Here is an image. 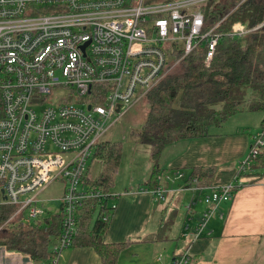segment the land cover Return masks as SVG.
<instances>
[{"label":"built area","instance_id":"built-area-1","mask_svg":"<svg viewBox=\"0 0 264 264\" xmlns=\"http://www.w3.org/2000/svg\"><path fill=\"white\" fill-rule=\"evenodd\" d=\"M210 1L0 0V207L13 208L0 230L47 217L39 196L63 180L61 233L51 246V264H59L76 234L78 209L99 196L80 187L103 135L201 43L210 64L219 23L203 32L199 11ZM256 30H264V21L253 28L236 23L229 36L243 40ZM262 153L264 130L253 135L242 170L249 172ZM235 186L210 189L192 240L208 235V222L232 200ZM189 263L187 252L172 262Z\"/></svg>","mask_w":264,"mask_h":264},{"label":"trees","instance_id":"trees-1","mask_svg":"<svg viewBox=\"0 0 264 264\" xmlns=\"http://www.w3.org/2000/svg\"><path fill=\"white\" fill-rule=\"evenodd\" d=\"M171 1L175 0H144V3L151 5ZM199 11L204 19L203 32L219 23L214 32L220 37L210 64H204L207 44L203 43L181 59L176 71L166 75L145 97L148 103L146 118L140 128L134 130L132 137L134 143L152 148L153 165L143 184L147 193L163 201L169 194L186 191L193 193L200 196L198 202L205 207L204 213L207 206L204 205L203 198L210 193V189L215 188L211 186L215 171L210 167H196L188 175L181 170L163 172L158 159L167 145L181 140L205 139L211 135L210 128H220L241 113L264 115V30H256L246 35L243 40L229 36L231 27L236 23L253 28L264 21V0H215L202 5ZM181 55V51H178L175 58ZM259 126V131L264 130V116ZM120 157L121 146L100 141L93 158L104 166L109 163L118 165ZM243 162L244 160L240 162L234 175L233 180L236 182H230L236 184L234 194L246 184L238 186L239 180L261 176L264 170V153L258 156L249 172L242 170ZM175 172L183 174L182 178L172 181L173 184L182 181L181 189L170 190L168 183H165V187L164 182H158L159 175H172ZM88 173L87 169L86 174ZM86 174L83 183L87 182ZM112 187L109 178L104 176L88 182L87 189L99 193V196L85 200L78 209L76 234L68 248L92 247L102 264H118L119 250L129 243L109 244L105 241V234L116 207L111 208V202L116 203L120 198V194L111 192ZM159 187L165 190L163 198L152 194ZM140 189L143 187L137 190ZM195 202L191 199L188 207L186 206L188 213L193 211ZM221 204L213 217L217 215ZM12 211V207H0V226ZM186 227L189 229L185 230L190 232L191 227ZM60 233L61 209L54 217H45L35 223L23 224L14 221L8 224L0 230V249L25 256V262L31 264H51L54 258L51 246L55 244ZM193 241L189 240L186 248Z\"/></svg>","mask_w":264,"mask_h":264},{"label":"crops","instance_id":"crops-1","mask_svg":"<svg viewBox=\"0 0 264 264\" xmlns=\"http://www.w3.org/2000/svg\"><path fill=\"white\" fill-rule=\"evenodd\" d=\"M201 139L181 140L189 143ZM242 160L249 149L251 141L242 138ZM177 142V143H178ZM175 144V143H173ZM171 145V144H170ZM208 149L192 150L194 156L207 152ZM183 155L176 159L167 158L165 166L160 165L163 172L179 170V168L204 167V161L198 165H190L183 160ZM195 166V167H193ZM230 170H234L232 167ZM217 174L213 178L212 187L229 184L234 173ZM251 173V172H250ZM264 170L261 176L247 178L246 184L238 189L230 203L221 204L217 215L207 224L208 235L193 241L186 226L193 228L196 220L205 210L200 204L199 211H186L183 207V219H178V202L169 194L165 200H158L145 187L139 191L120 194L116 201L112 219L105 234L109 244H125L119 250L118 264H172L173 260L183 252L190 256L189 264H264ZM91 179V178H90ZM180 184L176 181L174 185ZM166 187V184H163ZM140 187V188H142ZM139 188V187H138ZM114 191V187L111 192ZM114 193V192H113ZM189 192H182V194ZM171 202V203H170ZM193 210V209H192ZM170 245L164 248L165 244ZM16 253H6V262L0 264H22L24 259L17 258ZM100 257L92 247L71 248L62 254L59 264H102ZM31 264L30 262H25Z\"/></svg>","mask_w":264,"mask_h":264},{"label":"rangeland","instance_id":"rangeland-1","mask_svg":"<svg viewBox=\"0 0 264 264\" xmlns=\"http://www.w3.org/2000/svg\"><path fill=\"white\" fill-rule=\"evenodd\" d=\"M177 67L170 71L168 75L175 72ZM147 108L148 103H146L145 98L137 100L131 109L121 116L103 135L100 141L111 142V144L115 146H121L119 164L114 165L113 163H109L102 166L103 164L101 162L92 158L87 166L89 172L86 174L87 182L83 183L80 189L87 188L88 182L96 178L98 179L100 176L109 178L110 183L113 184L114 193L123 195L125 191H134L138 189V187H142L153 165L151 160L152 148L147 145L134 143L132 134L134 130L140 128L145 121ZM263 116V113L244 112L229 119L220 128H210L209 133L211 135L200 142L195 141L189 143L188 141H183L167 145L160 154L158 159L159 165L162 164L163 159L164 164L167 158L176 159L179 155H183V160L189 161V163H191L190 165H198V163L204 161L207 164V166L204 167L212 168L215 171L214 177L217 174V179L219 175L222 174V171H224V174L228 175L230 171H232L230 170L232 167H234V170L231 173H236L240 162L247 157L240 160L241 148L239 146L243 142L242 138H246L248 141L252 140V135H255L260 129L259 124L263 120ZM194 149H208V151L199 156H194L191 153ZM189 169L190 168H179L185 175H188V172H190ZM89 178L92 179L90 180ZM164 183L169 184L170 190L177 191L181 189L180 184L174 185L171 180ZM179 183L183 184L182 181H179ZM64 190L63 180L58 179L49 185L39 196L40 199L45 200L43 206L48 210L47 217H54V215L58 213V200L62 197V192ZM173 197L176 199L173 202H178V219H183V216H181L184 214L183 207L187 206L191 199L196 201L192 208L193 211H199L201 209V203L198 202L200 196H196L189 192L185 194L176 193ZM111 204L117 206V203L114 201L111 202ZM169 245L170 243L167 242L164 248H167ZM6 253V251L0 249V263L7 261L8 258L6 257ZM17 258L21 260L24 259L22 264H26L25 256L18 254Z\"/></svg>","mask_w":264,"mask_h":264}]
</instances>
